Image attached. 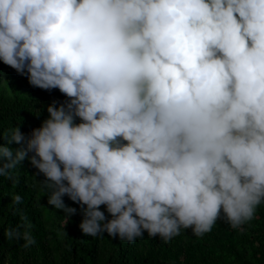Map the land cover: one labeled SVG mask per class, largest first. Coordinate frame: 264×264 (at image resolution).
<instances>
[{
  "label": "clouds",
  "instance_id": "9594fccd",
  "mask_svg": "<svg viewBox=\"0 0 264 264\" xmlns=\"http://www.w3.org/2000/svg\"><path fill=\"white\" fill-rule=\"evenodd\" d=\"M0 61L69 98L5 133L0 174L27 159L83 235H199L264 198V0H0Z\"/></svg>",
  "mask_w": 264,
  "mask_h": 264
},
{
  "label": "trees",
  "instance_id": "16d2710c",
  "mask_svg": "<svg viewBox=\"0 0 264 264\" xmlns=\"http://www.w3.org/2000/svg\"><path fill=\"white\" fill-rule=\"evenodd\" d=\"M61 96L63 102L69 99L59 89L33 87L26 76L0 61V145L7 142L6 132L19 127L25 141L8 146L26 147L32 129L47 117V106ZM44 179L27 159L9 175L0 174V264H264V198L254 206L252 217L236 227L224 220L199 235L188 228L162 239L145 231L129 241L107 233L83 235L79 204L63 198L77 208L69 217L49 205Z\"/></svg>",
  "mask_w": 264,
  "mask_h": 264
}]
</instances>
